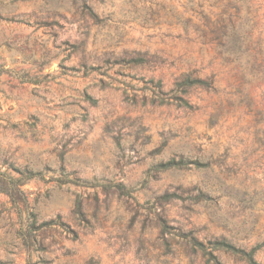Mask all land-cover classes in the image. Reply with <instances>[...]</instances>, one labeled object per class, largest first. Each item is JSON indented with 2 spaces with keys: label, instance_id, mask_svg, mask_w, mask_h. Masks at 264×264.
I'll use <instances>...</instances> for the list:
<instances>
[{
  "label": "rangeland",
  "instance_id": "rangeland-1",
  "mask_svg": "<svg viewBox=\"0 0 264 264\" xmlns=\"http://www.w3.org/2000/svg\"><path fill=\"white\" fill-rule=\"evenodd\" d=\"M0 173V264H264V0H0Z\"/></svg>",
  "mask_w": 264,
  "mask_h": 264
},
{
  "label": "trees",
  "instance_id": "trees-1",
  "mask_svg": "<svg viewBox=\"0 0 264 264\" xmlns=\"http://www.w3.org/2000/svg\"><path fill=\"white\" fill-rule=\"evenodd\" d=\"M220 1L226 0H210L212 5H216ZM213 28L210 30L215 39L219 40V44L223 45V37L227 32V24L224 19V9H222L217 16L213 19ZM133 61V60H131ZM149 83V86H146L151 92L152 102H157L159 104H168L175 103L178 106L183 107H191V104L184 97L190 87H201L205 90H214L211 81L200 79V78H191L189 75L184 76L182 79L177 80L173 87L168 90L163 88V85L160 80L154 81L152 78L147 79L145 81ZM215 121V118L211 119V123ZM0 175H5L4 173H0ZM38 173L30 172L28 174V178L32 176H36ZM9 177V182L11 185L9 186L12 191L18 190V186L22 184L20 178H12ZM116 188L120 191L121 194L127 195L128 190L122 184H116ZM160 224L163 230L167 231L169 226L167 225L164 219L160 220ZM189 244L194 250H198L202 253V255L206 258V261L211 264H224L216 254L218 250H222L224 252H228L230 254L236 255L240 260H243L246 264H259V262L255 258V253L257 246H253L250 249H246L241 246H237L232 243L231 240L221 237L207 240L206 243L203 241H199L196 238H189Z\"/></svg>",
  "mask_w": 264,
  "mask_h": 264
}]
</instances>
